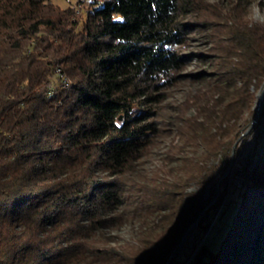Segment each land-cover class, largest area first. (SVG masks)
Returning a JSON list of instances; mask_svg holds the SVG:
<instances>
[{"label": "trees", "instance_id": "1", "mask_svg": "<svg viewBox=\"0 0 264 264\" xmlns=\"http://www.w3.org/2000/svg\"><path fill=\"white\" fill-rule=\"evenodd\" d=\"M50 1L0 0V264H165L214 198L243 134L232 121L252 108L249 88L264 79V30L223 28L227 56L195 54L214 72L188 76L203 82L187 98L195 114L186 118L179 106L172 120L185 145L202 147L200 162L188 168L183 160L176 170L184 178L173 168L148 177L139 163L158 132L160 104L192 58L176 47L199 26L186 19L205 7L92 0L81 20ZM192 184L198 189L186 192ZM225 193L226 179L195 226L209 231L187 264H264V152L227 203ZM230 210L209 251L211 232ZM127 220L134 239L117 244L112 231Z\"/></svg>", "mask_w": 264, "mask_h": 264}, {"label": "rangeland", "instance_id": "2", "mask_svg": "<svg viewBox=\"0 0 264 264\" xmlns=\"http://www.w3.org/2000/svg\"><path fill=\"white\" fill-rule=\"evenodd\" d=\"M200 1L205 8H200L198 11L196 10L197 14L195 16L190 17L189 20L186 19L188 22L194 20L192 22L199 24V26L190 33L189 38L183 45L176 47V50L181 55L192 56L180 73L182 76H185V79L180 80L174 86L165 91V99L160 104L161 115L158 121V132L155 134L153 144L149 147L148 152L142 157L139 163V167L145 171L148 177H153L157 174L161 175V173L159 174V172H157L161 169L166 171L170 168L175 170L181 168L183 160H187V162L183 164L187 167L200 162L203 154L202 147L195 143L185 145L183 138H179L175 135V127L173 126L174 122L172 120V118L176 116L174 110L179 106L185 110L184 117L189 118L195 114L196 107H194L192 101H188L187 98L190 93H193L197 89H201L203 82L201 80L193 81L191 78H188V76L197 73L214 72V65H210L208 61H199L197 57H195V54L203 56L207 55L210 57L215 54L219 57L227 56L230 51L227 46L226 35L224 34V31H222L223 28L256 25L264 30V0ZM91 2L92 0H51L50 4L58 11L73 9L76 14V17L74 18L84 20L85 9L89 8ZM232 60L236 61V59ZM55 72H58V70L56 69ZM238 85L239 83L236 86ZM260 86V88L256 86L254 88L253 85V87L249 88L250 92H252L256 98L254 99L252 108L250 110H248V108H242L236 119L232 121L235 123V126L241 125V127H245L242 131L243 133L249 129V123L255 114V104L258 100L260 90L264 89V79L260 81ZM232 100L231 97L227 98L224 104H228ZM186 101L192 105L190 106V104L184 103ZM228 123H230V120ZM250 135L251 133L248 132L247 135L239 140L242 141L240 144L241 146ZM239 141L236 145L237 152ZM236 155L237 153L234 156V160ZM213 164L216 165L217 162L215 161ZM220 165H222V162L218 161L217 166ZM176 171H179L177 176H180V178L186 176V171H183V169L181 171ZM175 174L176 172H173L170 175L168 173L165 176L171 178L173 175L175 176ZM197 189L196 185L192 184L186 192L196 191ZM206 189L208 190V186L204 188V191ZM204 191L203 194H205ZM203 196L204 199H208V192ZM188 200V198L184 199L183 206L185 209L188 207ZM234 205V202L231 201L227 204V207L234 208ZM218 212L219 209L209 218L210 224L213 222ZM230 213H232V210L223 216V219L217 223V226L211 232L208 242L209 251H215L216 247L219 246L226 230ZM134 229L135 222L127 220L115 231H112V234H115L117 237V244L124 245L131 243L134 239ZM206 233L207 232H204L201 228L196 227H193L189 231L184 244L179 250L180 255L177 264L188 263L195 250L200 246L199 244L205 239Z\"/></svg>", "mask_w": 264, "mask_h": 264}, {"label": "built area", "instance_id": "3", "mask_svg": "<svg viewBox=\"0 0 264 264\" xmlns=\"http://www.w3.org/2000/svg\"><path fill=\"white\" fill-rule=\"evenodd\" d=\"M64 86H68V84L65 83ZM262 100H264V98H262ZM248 132H250L251 135L242 146L240 145L238 147L236 158L230 168L226 184L227 193L225 201L228 200L234 189H240L245 185L248 171L250 170L251 156L255 154L258 146H260L261 143H264V107H262L261 113L258 115L257 119L252 120V125L249 126ZM241 142L242 141H240V144ZM236 168H245V173L242 176H238V185H230V176H235Z\"/></svg>", "mask_w": 264, "mask_h": 264}, {"label": "water", "instance_id": "4", "mask_svg": "<svg viewBox=\"0 0 264 264\" xmlns=\"http://www.w3.org/2000/svg\"><path fill=\"white\" fill-rule=\"evenodd\" d=\"M262 107H264V100H262V93H260V94L258 95V100H257L256 105H255V114H254L253 117H252L253 120H256V119H257L258 115L261 113ZM248 131H249V129H248L245 133H243V134H242V135L236 140V142L234 143V145L232 146V150H231V153H230V160H229V163H228L227 169H226L225 172L220 176V178L217 180V182H216V184H215V186H214V190H215V193H216L215 196H214V198H213V199L210 201V203L205 207V209H204V210L198 215L196 221L193 222L191 225H189V226L185 229V231L183 232V234H182V236H181V238H180V241H179V243H178L177 248L174 250V252H173L172 254H170V256H169L168 259L166 260V263H165V264H168V262H169L170 259L173 257V255L179 252V250L181 249L182 245H183L184 242H185V239H186V237H187L189 231H190L193 227L196 226V224H197V222H198V220H199V217H201V216L204 214V212H205V211H206V210H207V209H208V208H209V207L215 202V200H216V198H217V195H218V192H219V185H220V183H221L224 179H226V184H227L228 174H229L230 168L232 167V165H233V163H234V156H235V149H236L237 142H238L242 137H244L245 135H247ZM208 187H209V186H208ZM206 192H208L207 189L204 191V193L206 194ZM226 193H227V187H226ZM226 193H225V196H226ZM205 194H203V195H205ZM225 196H224L223 203H227V202H228V200L225 201ZM203 197H204V196H203ZM216 216H217V215H216ZM215 218H216V217H215ZM215 218H214V220H215ZM214 220H213V222H214ZM213 222H212V224H213ZM212 224H211V225H212ZM208 231H209V230H208ZM208 231H207V233H208ZM207 233H206V235H207ZM203 240H204V239H203ZM201 243H202V242H201ZM201 243H200V244H201ZM200 244H199V245H200Z\"/></svg>", "mask_w": 264, "mask_h": 264}, {"label": "bare ground", "instance_id": "5", "mask_svg": "<svg viewBox=\"0 0 264 264\" xmlns=\"http://www.w3.org/2000/svg\"><path fill=\"white\" fill-rule=\"evenodd\" d=\"M262 93V98H264V89L260 90L259 94ZM256 99V98H255ZM256 105V104H255ZM252 120L249 123V126L252 125ZM240 146V141L238 143V147ZM264 152V143H261L260 146H258L257 151H255V154L251 156V161H250V170L248 171L247 175V181H245V184L250 180L252 174H253V169L255 167V159L260 156ZM245 173V168H236L235 169V176H230V185H238V176H242Z\"/></svg>", "mask_w": 264, "mask_h": 264}]
</instances>
